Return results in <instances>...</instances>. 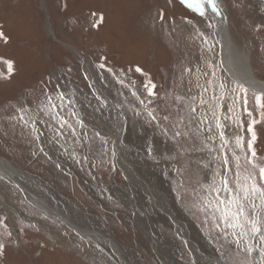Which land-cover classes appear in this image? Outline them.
Returning a JSON list of instances; mask_svg holds the SVG:
<instances>
[{"label": "rangeland", "instance_id": "1", "mask_svg": "<svg viewBox=\"0 0 264 264\" xmlns=\"http://www.w3.org/2000/svg\"><path fill=\"white\" fill-rule=\"evenodd\" d=\"M220 2L231 45L264 82V0ZM0 31L7 37L0 38V157L51 188L73 224L109 238L120 254L86 240L0 176V243L5 245L0 264H258V252L241 250L233 229L219 222L209 203L215 194L207 188L219 184L224 171L222 155L230 161L229 178L236 173L232 152H221L209 105L224 83L225 100L217 114L242 165L245 154L251 155L247 126L255 119L253 148L264 166V109L256 108L249 89V117L244 94L237 99L230 91L235 80L223 64L212 16L203 4L198 11L180 0H0ZM5 61H12L11 75ZM98 86L126 117L117 145L129 170L116 160L111 132L118 125ZM201 99L209 103L202 105ZM229 105L231 125L224 118ZM18 109L32 117L27 125ZM236 136L244 138L243 151L235 148ZM131 168L140 170L150 188L166 194L169 207L137 184ZM257 183L264 187L258 172ZM24 184L53 205V197ZM255 203L260 205L259 199Z\"/></svg>", "mask_w": 264, "mask_h": 264}, {"label": "snow or ice", "instance_id": "2", "mask_svg": "<svg viewBox=\"0 0 264 264\" xmlns=\"http://www.w3.org/2000/svg\"><path fill=\"white\" fill-rule=\"evenodd\" d=\"M181 4L187 5L189 8H196L198 11L202 7L205 0H200L199 3L193 4L192 0H180ZM206 3L211 6L213 11L219 14V5L217 0H206ZM203 15V12L200 13ZM95 15V13H93ZM102 19V17H101ZM95 26V25H93ZM0 38L7 41V37L4 36V33L0 31ZM8 66V74L12 73V61H5ZM100 68H104L105 65H99ZM110 71V70H109ZM137 72L142 71L139 67L136 68ZM0 76H3L0 73ZM7 78V77H4ZM211 83V81H209ZM234 87L230 89L232 93L235 94L236 98L239 99L240 94L243 93V111L249 116H252V112L248 108V93L249 89L244 86L242 83L233 82ZM147 87V85H145ZM225 84H219L220 94L219 96H213V100L216 101L215 104L209 105V110L212 112V118L215 120V127L220 130L219 137L221 140L220 149L223 153L225 148L228 151L232 152L233 160L235 162L236 173L234 178L230 179L228 176V171L231 170L229 167L230 161L227 154L222 155L221 162L222 168L224 171L220 174L219 184L213 183L210 184L207 188V192L215 194V212L219 214V222L223 223L227 228L233 229L232 235L236 236V243L238 246H241V250H246L249 255L253 252H258L260 260L258 264H264V187L261 184L257 183V172L261 182H264V166L258 163L257 153L253 148L254 141L256 140V134L253 130V125L258 121L251 119L247 126L248 133L251 134V139L247 140V152L251 155L245 154L244 160L246 165L240 163L241 157L236 155V152L233 148L228 147L230 141L225 138L224 135V125L221 123V117L218 115V110L221 107L220 101L225 100ZM155 85H152L151 88H148L149 95H153V89ZM205 91L207 89L205 88ZM135 95V93H133ZM252 95L255 99V106L259 109H264V93L253 92ZM57 99L63 104L65 100V94L60 92L57 94ZM177 99H180L179 97ZM195 99V98H193ZM49 104L52 108H56L57 105L52 103V98H48ZM234 101L233 103H235ZM71 103V101H69ZM200 103L208 104V101L203 99L200 100ZM22 114L20 120L27 125L32 117L25 112L24 109H18ZM192 112H195V108H191ZM228 112H233V107H228ZM264 114V113H262ZM74 115V113H73ZM149 116H152V113L149 112ZM55 118V117H53ZM155 117H153L154 119ZM225 119L231 120L232 116H225ZM207 119V117H205ZM236 122L240 127H243L242 122L239 120V117H235ZM43 122V121H41ZM35 124V121H32ZM67 121L61 118V124H66ZM35 130V129H34ZM179 135V133H177ZM39 138V137H37ZM234 145L236 149L243 151L244 149V138L242 136H236L234 139ZM247 166H250L247 167ZM259 199L260 205L259 208L256 205V200ZM215 219V215L213 217ZM220 223H217L216 227L220 226ZM238 230V231H237ZM5 245L0 243V256L4 254Z\"/></svg>", "mask_w": 264, "mask_h": 264}, {"label": "bare ground", "instance_id": "3", "mask_svg": "<svg viewBox=\"0 0 264 264\" xmlns=\"http://www.w3.org/2000/svg\"><path fill=\"white\" fill-rule=\"evenodd\" d=\"M219 0H217L218 2ZM221 1V0H220ZM219 5V3H218ZM223 10V6L221 5V2H220V5H219V14L222 12ZM212 12L214 13V15L216 14L215 17L212 16V20H213V25H214V32L216 34V38L217 40L219 41V44H220V52L222 54V59H223V64L226 68V70L230 73L231 77L233 78L232 80H235V82H238V83H242L244 84L245 87H247L248 89L250 90H253V91H256V92H261V93H264V82L263 81H260V79L258 80L253 72H252V69L249 65V63L247 62V59L240 55V53H238L234 46L231 45L230 43V40H229V37L227 35V30H224L223 28V25L220 24L221 21L218 20L217 16L219 14H217L215 11L212 10ZM222 26V27H221ZM224 26H227L226 24ZM158 28V27H157ZM227 29V28H226ZM226 33V34H224ZM157 34V33H156ZM163 34V33H161ZM146 35V34H145ZM157 39V38H156ZM149 40V38L147 39ZM155 40V39H154ZM153 40V41H154ZM148 42V41H147ZM86 61V60H85ZM204 63V62H203ZM89 64V63H88ZM87 66V65H86ZM253 67V66H252ZM95 71V70H94ZM93 71V72H94ZM97 72V71H96ZM87 73V72H86ZM98 73V72H97ZM107 73V72H106ZM197 73V72H196ZM198 74V73H197ZM192 75H195L192 74ZM102 76V75H101ZM107 76V74H106ZM198 76V75H197ZM104 77V76H103ZM196 77V76H195ZM193 77V78H195ZM110 78V77H109ZM114 79V78H113ZM119 79V78H118ZM107 80V79H106ZM111 80V79H110ZM120 80V79H119ZM93 81V84H95V81L94 79L92 80ZM121 81V80H120ZM188 81V80H187ZM199 81V80H198ZM197 81V82H198ZM107 82V81H106ZM112 82V81H111ZM114 83V82H112ZM116 83V82H115ZM182 83V82H181ZM107 84V83H106ZM125 84V83H123ZM189 84V82H188ZM115 85V84H113ZM122 84H120L121 86ZM126 85V84H125ZM180 85H183L180 84ZM179 85V87H180ZM78 86V85H77ZM119 86V85H118ZM177 86V85H176ZM81 87V86H80ZM110 87V86H109ZM124 87V86H123ZM128 87V85H127ZM96 88L97 92L98 93H102L104 95L103 98L106 99V91L104 90V88L101 86V87H94ZM107 89V88H106ZM116 89V88H115ZM119 90V89H118ZM109 91V90H108ZM121 91V89H120ZM123 91V90H122ZM85 92V91H84ZM124 92V91H123ZM110 93V91L108 92ZM127 93V92H126ZM118 96V95H117ZM116 96V97H117ZM113 97V96H111ZM107 98L109 99V102L111 103L110 104V114L113 115L111 117H113V119L115 120L114 122L118 125L115 129H113V131L111 132L112 136H113V139H114V148H115V155H116V160L119 162V164L121 162H123V165H125V169H128L127 168V164H129V160L127 159H124L123 155L120 153V148L119 146L117 145L118 144V141L120 139V133L122 132L123 130V122H125L124 120H126L125 118L123 119L121 116H120V107L118 108L117 105L115 106L113 103V99L110 98V96H107ZM87 100V99H86ZM127 100V99H126ZM142 100V99H141ZM129 101V100H128ZM134 101V100H132ZM187 101V100H186ZM91 102V101H90ZM93 102V101H92ZM138 103V102H137ZM61 104V103H60ZM125 106V105H124ZM231 106V105H229ZM131 107V106H130ZM122 108V107H121ZM126 108V106H125ZM144 108V107H143ZM73 109V108H72ZM129 109V108H128ZM234 109V108H233ZM68 110V109H67ZM126 109H124L125 111ZM142 110V109H141ZM140 110V112H141ZM129 111V110H128ZM127 111V112H128ZM139 111V109L137 110ZM136 112V111H134ZM226 113L228 112V109L225 111ZM137 113V112H136ZM135 113V114H136ZM144 113V111H143ZM124 114V113H123ZM127 114V113H126ZM149 114V113H148ZM233 112L232 113H229V116H232L233 117ZM128 115V114H127ZM130 115V114H129ZM128 115V116H129ZM65 116V115H64ZM127 116V117H128ZM169 116V115H168ZM74 117V116H73ZM78 117V116H77ZM133 117V116H132ZM152 117V116H151ZM235 118V117H234ZM155 119V118H154ZM167 119V118H166ZM153 120V119H152ZM234 120V119H233ZM233 120H229V124H233ZM127 122V120H126ZM142 122V120H141ZM149 122V121H148ZM164 122V121H163ZM197 122V121H196ZM231 122V123H230ZM23 123V122H22ZM129 123V122H128ZM137 123V122H136ZM140 124V122H139ZM145 124V123H144ZM153 122H151L150 126L152 127L153 125ZM43 125V124H42ZM143 125V124H142ZM141 125V127H142ZM133 127V126H132ZM146 127V126H145ZM107 128V127H106ZM127 128V127H126ZM138 128V127H136ZM147 128V127H146ZM153 128V127H152ZM165 128V126H164ZM139 129V128H138ZM149 129V128H148ZM44 130V128H43ZM42 130V131H43ZM130 130V129H129ZM128 128H127V132L129 131ZM111 131V130H110ZM150 131V130H148ZM156 131V130H155ZM51 134L52 135H55V132L53 130H50ZM126 132V133H127ZM139 132V131H138ZM151 132V131H150ZM153 132V131H152ZM141 133V132H140ZM146 133V132H145ZM144 133V134H145ZM125 134V132H124ZM130 134V132H129ZM154 134V133H153ZM136 135V134H135ZM139 136V135H138ZM166 136V135H165ZM168 136V135H167ZM53 137V136H52ZM122 137V136H121ZM124 137V135H123ZM147 137V136H146ZM149 137V136H148ZM153 137V136H152ZM150 138V137H149ZM148 138V139H149ZM53 139L55 140L56 139V136L53 137ZM147 139V138H146ZM144 140V138H143ZM57 141V140H55ZM130 141V140H129ZM134 141V140H132ZM131 141V142H132ZM148 141V140H147ZM150 143H151V140H149ZM154 141H156L157 143H161L162 141H160V138L159 137H155ZM137 142V141H136ZM123 143V142H122ZM134 143V142H133ZM145 143V142H143ZM149 143V142H148ZM147 143V144H148ZM155 143V144H157ZM139 144V143H138ZM142 144V143H141ZM38 145V144H37ZM146 145V144H145ZM60 146V144H59ZM142 147V146H141ZM147 147V146H146ZM165 147V146H163ZM54 148H58L57 145L54 147V146H51L50 149L51 151L54 152ZM60 148V147H59ZM149 148V147H148ZM71 149V148H70ZM147 149V148H146ZM138 150V149H137ZM36 151V149H35ZM133 151V150H131ZM56 152V151H55ZM141 152V151H140ZM70 153V152H69ZM165 153V152H164ZM168 153V152H167ZM132 154V153H131ZM130 154V155H131ZM67 156V155H66ZM65 156V157H66ZM69 156V155H68ZM132 157V156H131ZM147 158V157H146ZM68 159V158H67ZM70 160V159H69ZM14 164V163H13ZM12 163H10V161H7L3 158L0 157V176H2L3 178H6L8 181L16 184L18 187H20V189L24 192V194L27 196V199H29L36 207L42 209L43 211H45L46 213L48 214H52L54 215L55 217H57L61 222H63L65 225L71 227L76 233H78L79 235H81L82 237H84L86 240L94 243V244H99V243H104V244H107L108 246H110L113 250L116 251V253L118 255H120L118 253V248L116 249V245H114V243L112 242V240H110L109 238L99 234L98 232L96 231H93V230H87V229H81L79 228L77 225L73 224L69 218L67 216H65L62 212H61V206H59L58 204V200L56 198L53 197V194H51L50 190L47 188V186L45 184H43L40 180H37L35 178H32V177H28V175H26V173L22 172L21 170L17 169L15 166L16 165H13ZM74 164V162H73ZM78 168V167H77ZM80 169V168H79ZM129 170V169H128ZM132 170V173H134V176H136L138 178L137 183L140 187H142L144 190H146L152 198L155 199V202L157 203H164L166 206L169 207L168 205V199H167V196L166 194L162 193L161 191H157L155 188H150V186L147 185L146 182H144L142 179H141V173H140V170H139V173H137L136 170H134L133 168H131ZM129 172V171H128ZM82 174V173H81ZM79 178V177H78ZM83 179V178H82ZM81 179V180H82ZM24 182H29L31 183L32 185H34L35 188H38L42 191V194H44L43 192L47 193L48 195H50L51 197H53L54 199V203L53 205H50L46 199H44L43 197H39L38 195H35L33 194L30 189H28V187L25 186ZM27 184V183H26ZM3 188V187H2ZM2 190V189H1ZM8 192V191H7ZM47 196V195H46ZM49 197V196H48ZM49 200V199H47ZM21 201V200H20ZM156 204V203H155ZM257 204V203H256ZM72 206V205H71ZM259 206V205H258ZM257 206V207H258ZM70 208V207H69ZM65 213V212H64ZM39 214V213H38ZM78 215V214H77ZM93 215V214H92ZM96 216V215H95ZM33 217V216H32ZM90 217V216H89ZM175 217V216H174ZM51 220V219H50ZM82 220V219H81ZM54 221V220H53ZM58 221V220H57ZM73 221V220H72ZM176 221L178 222V219H176ZM44 222V221H43ZM179 223V222H178ZM53 229V228H52ZM185 229V228H183ZM15 231V230H14ZM69 234V233H68ZM196 236V235H195ZM71 237V236H69ZM68 243V242H67ZM100 245V244H99ZM68 247V246H66ZM66 249V248H65ZM255 259V258H254ZM257 264V263H256Z\"/></svg>", "mask_w": 264, "mask_h": 264}, {"label": "water", "instance_id": "4", "mask_svg": "<svg viewBox=\"0 0 264 264\" xmlns=\"http://www.w3.org/2000/svg\"><path fill=\"white\" fill-rule=\"evenodd\" d=\"M203 6L204 8L206 9V12L209 13L211 16L215 17L216 14L214 15V13L212 12V8L211 6H209L207 3H206V0L205 2H203ZM218 20L221 21L220 24L223 25V29L226 30V26H224L226 24V19H225V15H224V10H222V12L217 16ZM222 27V26H221ZM226 34V33H224Z\"/></svg>", "mask_w": 264, "mask_h": 264}]
</instances>
